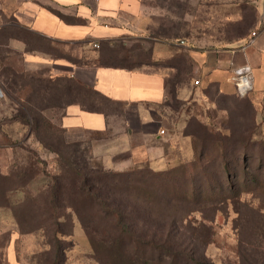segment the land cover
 Masks as SVG:
<instances>
[{"label":"rangeland","instance_id":"1","mask_svg":"<svg viewBox=\"0 0 264 264\" xmlns=\"http://www.w3.org/2000/svg\"><path fill=\"white\" fill-rule=\"evenodd\" d=\"M144 1L149 3V0ZM155 2L162 4V0ZM246 2L256 6L261 14L260 24L253 29L264 30L263 0H182L171 3L169 12L156 11L154 14L163 16L158 21L161 19V24L167 30L166 36L169 37L170 33L184 36L192 31H208L217 35V30L222 32L225 29L223 26L227 28L228 24L231 25L229 32L233 35L237 30L240 31L239 25L228 22L237 19L241 14V5ZM244 12L250 13L247 9ZM13 35L8 33L0 39V81L7 94L0 101V166L4 174L9 169L14 172L12 174H19L12 176V181H8L10 183L7 185L15 186L18 181L24 183L34 179L35 175L38 181L50 182V177L57 174L61 176L58 181L59 199L78 201V206L82 208L79 204L82 199L72 194V184L79 179L68 176L70 165L67 163H77L81 169L85 156L91 159L89 167L92 169L130 175V182H126L124 177H119L121 179L118 178V182L115 179L114 183L104 178H100V181L106 185L104 189L107 194H111L110 197L115 195L122 198L119 193L126 194L131 205L136 206L141 213L132 224L135 225V235L164 231L173 223L182 242L180 258L184 263L188 264V257L193 254L202 255L206 262L213 264L264 263V238L260 235L263 222L256 215L259 211L264 216V152L260 151L264 133L261 126L257 125L264 94L255 99L249 92L238 100L214 96V103L208 108L196 109L197 119L189 120L183 133L174 139V147L168 145L167 154L171 162L164 170H149L146 165L124 170L107 169L101 155L94 156L93 152L97 150V145L109 143L111 134L73 132L68 135L61 128L60 119L65 104L70 101L85 103L87 108L101 106L106 111L113 110V107L105 102L99 105V99L89 87L83 88L77 83L58 79L53 82L37 74L39 72L32 73L35 71L30 70L14 73V68L10 69L7 64H14L17 56L5 47L8 37ZM116 61L98 56L92 59L90 56L87 62L90 66L92 62L108 64ZM254 130L257 135L253 140L260 146L250 150L258 157L250 159L246 171H243L239 147L246 135ZM186 134L189 135V141L182 137ZM220 147L226 149L227 159L231 161L230 182L235 189L241 187L243 178L248 181L245 189H240L239 204L234 202L225 207L220 203L202 202L206 196L214 200L220 198V188L225 180L220 160H217ZM202 148L212 159L208 165L205 164V175L199 165L194 166L198 171L192 169V162ZM259 157L262 166L256 168L260 163ZM178 161L182 162L170 169ZM201 176H205L204 179ZM205 182L210 185V190L204 186ZM29 186L26 190H29L27 194L31 198L24 205L14 207L15 213L19 215L18 227L10 217L1 220L0 264H53L56 237L61 238L58 244L61 247L58 254L61 264H125L126 259L120 248L98 245L94 251L74 217L72 230L66 220L61 221V226L56 228L60 233L51 228V220L47 222L45 231L39 229L38 214L45 193L35 194L33 189L36 186ZM65 214L69 213L65 211ZM83 215L87 217L86 220L92 219L91 214ZM94 220V226L100 234L114 236L113 231L99 218Z\"/></svg>","mask_w":264,"mask_h":264},{"label":"crops","instance_id":"2","mask_svg":"<svg viewBox=\"0 0 264 264\" xmlns=\"http://www.w3.org/2000/svg\"><path fill=\"white\" fill-rule=\"evenodd\" d=\"M168 4V0L162 4L155 0H0V39L14 34L5 47L17 56L7 67L16 74L30 70L53 82L89 87L99 105L105 102L113 107L106 111L70 101L60 119L68 135L111 134L110 142L97 145L93 152L101 155L107 169L168 168L167 147H174V139L189 120L197 119L195 110L208 108L214 96H237L231 81L233 68L249 66L250 94L255 99L264 94V30L253 29L261 21L256 6L255 21L244 32L231 35L228 24L217 35L192 31L169 37L158 21L163 16L154 14L169 12ZM251 33L255 37L249 44ZM90 56L118 62L89 66ZM6 96L0 81V101ZM182 137L189 141L188 134ZM6 217L8 212L0 207V224Z\"/></svg>","mask_w":264,"mask_h":264},{"label":"trees","instance_id":"3","mask_svg":"<svg viewBox=\"0 0 264 264\" xmlns=\"http://www.w3.org/2000/svg\"><path fill=\"white\" fill-rule=\"evenodd\" d=\"M168 3L171 6V3H176L174 0H168ZM172 8V7H171ZM247 9L250 13L246 14L244 10ZM255 6L251 5L250 2H246L241 5V14L240 18L237 21L232 23H238V28L241 32L246 31L255 21ZM167 31V30H166ZM238 31V30H237ZM238 31L239 33H241ZM92 91V90H91ZM6 93V90H5ZM93 95L96 97L95 92ZM7 95V94H6ZM247 96V95H246ZM245 97V96H244ZM232 100H238L239 96H230V97H221ZM105 100V99H103ZM254 105V104H253ZM261 113V111H260ZM260 116V115H259ZM257 125H260L262 131L264 133V103L262 107V113L260 116V121H258ZM204 130V127H201ZM257 135L256 131H252L248 133L244 140H242L239 149L242 151L241 153V165L243 171H246L248 161L254 157H258L256 153L251 152L252 147H258L260 145L254 141V137ZM217 136V135H215ZM219 138H216V140ZM262 148L260 151L264 152V141L261 143ZM226 149L220 147V154L217 157V160H220V167L223 176L225 177L224 184H222V188H220V198L216 200L213 197H203L202 202L211 203L212 204H222L224 207L227 205H232L234 202L239 204L240 202V189H245L248 185V181L246 178H243L241 181V187H236L233 183L230 182L231 175V161L227 159ZM212 159L209 158V155L202 150L196 155L194 161L192 162L193 171H198L194 166L199 165V168L203 170V175L206 173L205 164L210 163ZM260 163L256 166V168H260L262 166L261 158L259 157ZM90 158L84 156L82 168L77 167V163L68 162L69 172L68 176H73V178H78L76 182L72 184L73 191L72 194L78 195L82 200H80V208L75 201H69L68 199L61 200L60 198V189L58 187V181L61 176L55 174L51 176L50 182H45L44 180L38 181L36 179V175L34 179H29L26 182H19L17 185L9 186L8 181H12V176H17V174L9 169L5 174L0 170V207L6 210L10 216V219L15 220V224L18 227L19 224V215L15 213L14 207L24 205L27 200L31 198L29 196L26 187H30L29 185L34 184L36 187L35 194L37 193H45V199L41 203V210L38 214L40 219V227L41 230H46L48 228L47 222L51 220V228L53 227L54 232H59L56 228L61 226V221L63 220L69 221L70 229L72 230V217L76 219L78 227L82 231L84 235H86L89 243L96 250L98 245H106L110 248H120L122 256L126 259L125 264H187L182 262L181 260V250L182 242L180 237H178V233L175 231L174 224H170V228L160 232L153 233H145L143 236L135 235L133 233L132 225L135 219H138V216H141L140 212L137 210L136 206L131 205V200L125 196L126 194L119 193L122 198H118L115 195L109 196L111 194H107L105 192V186L101 183L100 178L109 179L110 182H115L118 178L121 177L126 180V182H130V175L126 174H110L101 170L100 168L92 169L89 167ZM182 161H178L174 166L170 167L174 168L176 165H179ZM73 165V167H72ZM68 167V166H67ZM147 169H149L146 166ZM150 170V169H149ZM148 173H150L148 171ZM246 174H244L245 176ZM203 179L204 177L201 176ZM119 178V179H121ZM116 179V180H115ZM130 180V181H128ZM134 181H139V179H134ZM103 182V181H102ZM129 184L130 183H125ZM128 185V186H129ZM207 190H210V185L205 182ZM130 189V187H129ZM41 191V192H40ZM213 200H212V199ZM201 199V198H200ZM63 213H60V211ZM65 211L69 214L66 215ZM257 211V210H256ZM258 212V213H257ZM257 217H260L263 224L261 227L260 235L261 238H264V216L260 215V212L257 211ZM237 213V212H236ZM83 214H91L92 219H85ZM89 217V216H88ZM94 218H99L104 225L113 231V237H107L103 234H100L96 227L94 226L95 220ZM60 233V232H59ZM62 236V234H61ZM61 238L56 237L54 239L55 243V255L53 264H61L58 258L60 257L58 254L60 253L59 240ZM262 244V242H260ZM253 247V246H252ZM111 249V250H112ZM251 251V250H250ZM62 254V252H61ZM259 254V253H258ZM188 264H213L210 262H206L205 258L200 256L190 255ZM112 264V262L110 263ZM264 264V263H262Z\"/></svg>","mask_w":264,"mask_h":264},{"label":"built area","instance_id":"4","mask_svg":"<svg viewBox=\"0 0 264 264\" xmlns=\"http://www.w3.org/2000/svg\"><path fill=\"white\" fill-rule=\"evenodd\" d=\"M254 37H255V33H251V38L248 41L249 44L253 43ZM231 81L234 85L237 96L244 97L245 95H247L252 88V77H251L250 67L241 66V67L233 68L231 70ZM160 133L163 134V131H160Z\"/></svg>","mask_w":264,"mask_h":264},{"label":"water","instance_id":"5","mask_svg":"<svg viewBox=\"0 0 264 264\" xmlns=\"http://www.w3.org/2000/svg\"><path fill=\"white\" fill-rule=\"evenodd\" d=\"M263 10H264V0H263Z\"/></svg>","mask_w":264,"mask_h":264}]
</instances>
